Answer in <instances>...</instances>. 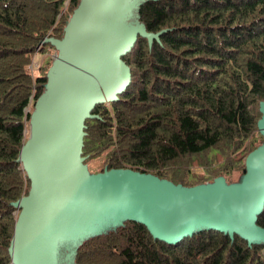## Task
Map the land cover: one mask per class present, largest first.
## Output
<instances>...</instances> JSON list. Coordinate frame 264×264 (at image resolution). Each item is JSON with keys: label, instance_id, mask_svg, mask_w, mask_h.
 <instances>
[{"label": "trees", "instance_id": "1", "mask_svg": "<svg viewBox=\"0 0 264 264\" xmlns=\"http://www.w3.org/2000/svg\"><path fill=\"white\" fill-rule=\"evenodd\" d=\"M82 0H0V264L31 181L19 160L52 63L30 66L47 38L63 40ZM152 44L139 37L122 60L132 80L85 123L82 165L123 169L183 189L223 179L243 184L246 159L264 145V0H147L138 11ZM50 46V47H48ZM48 47V49H47ZM202 172L196 173L195 170ZM257 225L264 228V212ZM76 264H264V245L205 231L176 245L126 222L77 249Z\"/></svg>", "mask_w": 264, "mask_h": 264}, {"label": "water", "instance_id": "2", "mask_svg": "<svg viewBox=\"0 0 264 264\" xmlns=\"http://www.w3.org/2000/svg\"><path fill=\"white\" fill-rule=\"evenodd\" d=\"M146 1L82 0L65 38L43 42L58 55L19 159L31 189L14 204L20 215L9 248L12 264H64L61 253L76 264L80 245L126 222L145 225L169 245L211 230L264 245V228L257 225L264 212V145L247 157L243 189L234 195L223 192V179L183 189L129 170L90 175L80 168L86 121L95 118L97 105L117 101L131 83L122 57L139 37L152 44L161 35L148 33L139 22ZM261 112L264 136V102ZM152 179L169 186L158 189Z\"/></svg>", "mask_w": 264, "mask_h": 264}, {"label": "rangeland", "instance_id": "3", "mask_svg": "<svg viewBox=\"0 0 264 264\" xmlns=\"http://www.w3.org/2000/svg\"><path fill=\"white\" fill-rule=\"evenodd\" d=\"M137 20L134 18L131 20V23H135ZM50 47V46H48ZM47 47V49H48ZM40 54V53H39ZM37 56L38 58V62L41 64V65H47L48 63H52V61L54 60V58L56 57V55L58 54V52L55 50V49H48L46 53L44 54H41ZM41 67H38L36 69H33V72L34 74L36 75H39L41 74L42 72L40 71ZM87 163H88V168H90V170L93 172V173H97L98 171H100L104 164L106 165V162H105V158L104 157H97V158H87ZM80 168H83V165L80 166ZM88 168L86 167L85 171L87 173H89L88 171ZM196 173H200L202 172L201 169H197L195 170ZM152 183L154 185V187L158 188V189H164L165 187L169 186L165 183H162L156 179H152ZM223 192H226L227 194L229 195H234V194H237L239 192L242 191L243 189V186L239 185V184H224L223 185ZM67 256L69 258H72L74 256V252L72 249H67ZM65 253H61L60 255V260L61 262H63L64 264H69L70 263V260L64 255Z\"/></svg>", "mask_w": 264, "mask_h": 264}, {"label": "clouds", "instance_id": "4", "mask_svg": "<svg viewBox=\"0 0 264 264\" xmlns=\"http://www.w3.org/2000/svg\"><path fill=\"white\" fill-rule=\"evenodd\" d=\"M40 51H41V50H40V48H39V49L37 50V52H36L34 58H33V61H36L37 63H39V62L37 61V60H38L37 56H38L39 53H40L39 55H41V52H40ZM56 57H57V56H56ZM56 57H55V58H56ZM55 58H54V60H55ZM54 60H53V61H54ZM32 63H33V62H32ZM31 65H32V64H31ZM39 65H40V67L42 66L40 63H39ZM30 67H31V66H30ZM31 72H32V71H31ZM32 73L34 74V72H32Z\"/></svg>", "mask_w": 264, "mask_h": 264}, {"label": "built area", "instance_id": "5", "mask_svg": "<svg viewBox=\"0 0 264 264\" xmlns=\"http://www.w3.org/2000/svg\"><path fill=\"white\" fill-rule=\"evenodd\" d=\"M38 67H40L39 63H37L36 61H33L32 65L30 67V70L33 72V69H36Z\"/></svg>", "mask_w": 264, "mask_h": 264}]
</instances>
